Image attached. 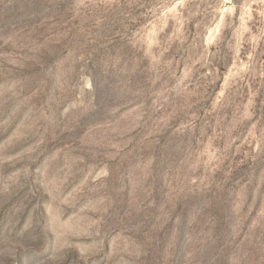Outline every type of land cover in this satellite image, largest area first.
I'll use <instances>...</instances> for the list:
<instances>
[{"label":"rangeland","instance_id":"obj_1","mask_svg":"<svg viewBox=\"0 0 264 264\" xmlns=\"http://www.w3.org/2000/svg\"><path fill=\"white\" fill-rule=\"evenodd\" d=\"M99 2L0 0V145L21 121L27 125L17 143L0 150L20 154L0 164V264H264V225L250 228V218L237 227L229 210L238 189L252 217L264 206V155L234 163L227 183L218 175L211 190L181 192L176 144L161 138L143 145L139 130L124 132L112 115L147 87L151 41L130 39L145 19L129 25L121 14L138 15L142 3L185 4L168 16L182 12L188 42L197 21L201 39H212L208 29L221 21L222 50L237 45L241 5L252 4L239 47L242 61L253 56L234 103L255 91L257 111L264 112L258 0H103L124 6L103 16L92 7ZM207 4L223 7L205 15ZM229 4L236 6L233 13L226 11ZM197 11L201 15L192 17ZM177 27L169 20L166 34ZM217 63L223 74L224 62ZM24 167L31 174L13 184L9 177ZM102 170L108 175L94 181Z\"/></svg>","mask_w":264,"mask_h":264},{"label":"clouds","instance_id":"obj_2","mask_svg":"<svg viewBox=\"0 0 264 264\" xmlns=\"http://www.w3.org/2000/svg\"><path fill=\"white\" fill-rule=\"evenodd\" d=\"M258 3L259 16L264 20V0H258ZM78 6L88 7L86 4ZM92 7L103 16L109 9H123L124 6L120 3H104L101 0ZM185 7L183 3H142L139 4V8L144 10L138 15L131 11L121 12L129 25L138 24L141 18L145 19L143 24H139L132 31L130 39L134 44L144 42L145 37L151 41L147 53L149 58L147 71L150 75L146 89L134 94L135 98L125 104L114 107L112 115L115 117V124L124 132L139 130L140 143L143 145L151 146L158 143L161 138H167L175 143L179 152L177 167L183 172L181 181L183 186L180 191L185 188L189 191H206L218 186V175H222L223 182L227 183L234 163L237 166L242 165L264 155V112L257 111V92L250 90L247 99L234 103V90L238 89L242 82L246 83L248 62L253 56L252 53H248L247 61H242L239 47L242 30H249L244 24L252 19L253 5H241V24L233 33L237 45L233 47L231 44H224V50L220 47L223 43L221 21H217V24L208 29L214 33L212 39L206 35L201 39L199 29L202 21H197L193 26L197 31L192 41L188 42L187 36L182 32L187 21L179 19L182 12L175 11L173 15L168 16L169 10ZM197 7L199 9L200 6ZM235 7L229 4L226 11L233 13ZM221 8L207 4L204 14L207 15L210 9L219 12ZM191 15L195 17L201 13L197 11ZM169 20L176 21L179 27L171 34H166ZM229 56L230 64L227 62ZM218 61L224 62L223 74L220 72ZM86 85L89 89L92 88L90 80L86 81ZM14 87L15 85H12V88ZM229 107H233L230 116L227 112ZM67 110L66 108L65 112ZM15 115L16 110L12 113L13 117ZM7 123L8 121H5V124ZM26 127L27 125L21 121L0 145V150L17 143L24 134L22 129ZM221 140L222 143H218ZM41 143L42 139L29 151H36ZM127 143L124 146H127ZM19 158L20 154L0 155V164L10 163ZM152 160L154 157H149V161ZM30 174V169L24 167L13 172L9 180L14 184L22 178L27 179ZM107 175L108 172L102 170L93 177V180ZM231 197L229 210L236 218L237 227L250 218V228L264 225V206H261L255 217H252L251 207L245 211L246 201L239 189L231 193ZM234 234L239 235L235 229Z\"/></svg>","mask_w":264,"mask_h":264}]
</instances>
